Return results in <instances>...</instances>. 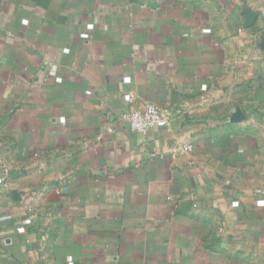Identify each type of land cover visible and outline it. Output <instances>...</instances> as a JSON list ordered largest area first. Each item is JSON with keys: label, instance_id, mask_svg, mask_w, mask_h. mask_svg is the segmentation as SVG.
Segmentation results:
<instances>
[{"label": "crops", "instance_id": "1", "mask_svg": "<svg viewBox=\"0 0 264 264\" xmlns=\"http://www.w3.org/2000/svg\"><path fill=\"white\" fill-rule=\"evenodd\" d=\"M0 264H264V0H0Z\"/></svg>", "mask_w": 264, "mask_h": 264}, {"label": "built area", "instance_id": "2", "mask_svg": "<svg viewBox=\"0 0 264 264\" xmlns=\"http://www.w3.org/2000/svg\"><path fill=\"white\" fill-rule=\"evenodd\" d=\"M125 120L132 131L143 134L151 128L166 127L171 123L170 115L154 103H147L143 108L132 111ZM191 148L188 145L184 150ZM174 151L177 152L178 149L175 148Z\"/></svg>", "mask_w": 264, "mask_h": 264}]
</instances>
